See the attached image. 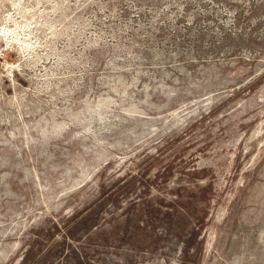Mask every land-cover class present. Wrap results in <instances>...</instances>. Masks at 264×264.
I'll list each match as a JSON object with an SVG mask.
<instances>
[{
  "label": "rangeland",
  "instance_id": "obj_1",
  "mask_svg": "<svg viewBox=\"0 0 264 264\" xmlns=\"http://www.w3.org/2000/svg\"><path fill=\"white\" fill-rule=\"evenodd\" d=\"M0 264H264V0H0Z\"/></svg>",
  "mask_w": 264,
  "mask_h": 264
}]
</instances>
